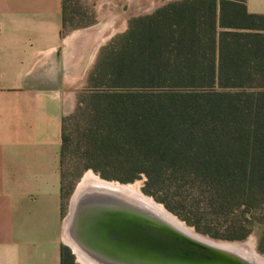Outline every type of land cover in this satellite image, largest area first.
Listing matches in <instances>:
<instances>
[{"label":"trees","instance_id":"obj_1","mask_svg":"<svg viewBox=\"0 0 264 264\" xmlns=\"http://www.w3.org/2000/svg\"><path fill=\"white\" fill-rule=\"evenodd\" d=\"M88 83L84 169L122 183L144 175L143 192L197 231L255 232L264 254L263 14L246 0L166 3L101 49ZM67 148L63 118L61 168ZM61 264H76L66 247Z\"/></svg>","mask_w":264,"mask_h":264},{"label":"crops","instance_id":"obj_2","mask_svg":"<svg viewBox=\"0 0 264 264\" xmlns=\"http://www.w3.org/2000/svg\"><path fill=\"white\" fill-rule=\"evenodd\" d=\"M139 1L96 0L97 22L64 34L62 0H0V264H61L65 110Z\"/></svg>","mask_w":264,"mask_h":264},{"label":"rangeland","instance_id":"obj_3","mask_svg":"<svg viewBox=\"0 0 264 264\" xmlns=\"http://www.w3.org/2000/svg\"><path fill=\"white\" fill-rule=\"evenodd\" d=\"M142 3V6L140 4ZM138 3L132 5V9L136 10L134 15L127 19L126 27L123 32L117 33L112 39H110L105 45L100 47L97 52L96 58L93 62L92 67L89 69L86 82L84 86L74 93V96L70 103H68L65 115H64V126L65 133L69 139V148H67L63 156V166H62V233L63 241L66 244V248L69 249L70 253L74 256V262L76 264H81L76 254L73 253L72 247L69 245L68 240H74L75 242L84 246L87 243L88 237V226L87 223L92 220L91 212L92 200L90 198V192H80L79 186L82 180L91 172L103 180L109 182H116L123 185L126 184H138L140 191L152 198L158 204H161L165 209L166 207L163 203L157 201L154 197L147 195L143 192L146 177L144 175L138 177L133 182L122 183L116 179H105L99 174L95 173L91 169H84V160L81 158L79 148L83 145V135L85 133V128H87L90 121V112L93 110V102L91 99V91L93 88L88 83L89 73L93 70L101 49L112 43L118 42L120 37H122L128 30L130 26V21L133 18L151 14L157 8L163 6L166 3L175 0H140ZM96 0H68L66 8V26L64 29V34L72 30L75 27H82L86 24L97 22V14L95 10ZM139 7H142L140 9ZM127 9V6H124ZM139 8V9H138ZM106 173L110 177H117L119 173L116 168L111 165L105 166ZM92 209V210H91ZM169 213L177 217L180 221L185 223L189 228L193 229L196 234L204 238H208L215 242L222 243H242L254 248L255 252L264 257V254L258 251V235L257 233H251L246 239L241 241H227L221 239H215L211 236L201 233L195 229L194 226L188 225L184 220L179 218L177 215L166 209ZM73 220V222H72ZM72 225V226H71ZM242 252V251H241ZM249 256L247 253L242 252Z\"/></svg>","mask_w":264,"mask_h":264},{"label":"water","instance_id":"obj_4","mask_svg":"<svg viewBox=\"0 0 264 264\" xmlns=\"http://www.w3.org/2000/svg\"><path fill=\"white\" fill-rule=\"evenodd\" d=\"M92 220L84 247L100 264H252L227 258L170 234L134 203L105 192H90Z\"/></svg>","mask_w":264,"mask_h":264},{"label":"bare ground","instance_id":"obj_5","mask_svg":"<svg viewBox=\"0 0 264 264\" xmlns=\"http://www.w3.org/2000/svg\"><path fill=\"white\" fill-rule=\"evenodd\" d=\"M93 191L105 192L106 194L115 196L116 198L122 199L123 201L131 203L133 202L138 210L149 214V216H152V218H155L154 221L162 225L164 230L184 241L193 242L199 246L212 250L217 255L219 254L227 258H230L229 256H227V254H229L230 256H235L233 253H236L237 255L247 259L252 264H264V257L258 255L255 252L254 248L246 245V243L231 244L215 242L208 238L199 236L193 229L189 228L185 223L169 213L161 204H158L152 198L144 195L140 191L138 184L123 185L116 182H109L90 172L82 180V183L79 186L78 194L80 192L83 193ZM68 243L72 247L73 253L77 255L81 264H100L90 253V251L81 244L75 242L74 240H68ZM241 251L247 253L249 256L245 255Z\"/></svg>","mask_w":264,"mask_h":264}]
</instances>
